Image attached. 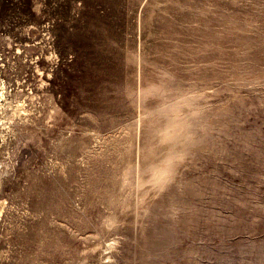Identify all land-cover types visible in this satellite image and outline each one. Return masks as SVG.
Instances as JSON below:
<instances>
[{"label": "rangeland", "instance_id": "1", "mask_svg": "<svg viewBox=\"0 0 264 264\" xmlns=\"http://www.w3.org/2000/svg\"><path fill=\"white\" fill-rule=\"evenodd\" d=\"M0 264H264V0H0Z\"/></svg>", "mask_w": 264, "mask_h": 264}]
</instances>
